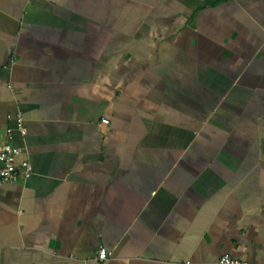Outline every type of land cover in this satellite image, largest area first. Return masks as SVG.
Listing matches in <instances>:
<instances>
[{
	"label": "crops",
	"instance_id": "crops-1",
	"mask_svg": "<svg viewBox=\"0 0 264 264\" xmlns=\"http://www.w3.org/2000/svg\"><path fill=\"white\" fill-rule=\"evenodd\" d=\"M17 111L0 264H264V0H0Z\"/></svg>",
	"mask_w": 264,
	"mask_h": 264
},
{
	"label": "built area",
	"instance_id": "built-area-1",
	"mask_svg": "<svg viewBox=\"0 0 264 264\" xmlns=\"http://www.w3.org/2000/svg\"><path fill=\"white\" fill-rule=\"evenodd\" d=\"M14 62L10 59V64ZM9 87H12L9 85ZM8 119H12V124L5 129L6 139L0 143V187L5 184L17 183L20 180H25L33 172V167L29 159L24 155V149L14 144L13 132L17 131L21 136H25L27 129L23 123V116L20 111L14 115H8ZM103 121H108V118H103ZM111 254L110 250L99 246L97 250V258L100 261L105 260ZM189 263V261H186ZM203 264H260L246 260L233 258L224 254L215 261Z\"/></svg>",
	"mask_w": 264,
	"mask_h": 264
}]
</instances>
